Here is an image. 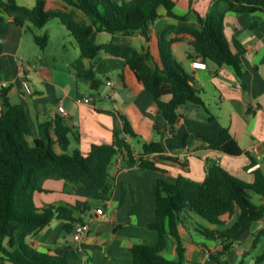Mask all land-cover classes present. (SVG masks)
I'll return each instance as SVG.
<instances>
[{
	"label": "crops",
	"instance_id": "crops-1",
	"mask_svg": "<svg viewBox=\"0 0 264 264\" xmlns=\"http://www.w3.org/2000/svg\"><path fill=\"white\" fill-rule=\"evenodd\" d=\"M44 1L48 11L63 8L60 0ZM16 2L27 8L36 5V0ZM215 2L194 0L190 6L188 1L182 0L175 6L174 13L188 16L189 22L196 25V14L206 16ZM219 8L225 14V34L232 49L235 41L244 49V77L239 78L230 67H219L194 55L190 57L187 44L178 46L174 54L201 91L205 108L184 107L174 126L157 112L152 94L138 83L122 59L104 52L97 57L95 72L102 85L93 90L91 82L82 77V73L90 69L91 62L81 56L78 43L59 20L38 29L29 22L18 26L13 15L4 13L0 20V115L3 111L1 93L7 90L9 102L25 108L34 136H39L47 124L62 117L72 132L69 152L78 150L84 155L93 145H111L114 134L121 133L127 121L136 138H123L131 145L135 160L143 153V144L159 143L166 155L178 157L189 165L188 177L194 182H203L208 162H215L235 177L252 183L254 172L264 174V13L237 14L228 11L225 2H220ZM176 23L161 8L154 29L158 32ZM45 34L49 41L41 50L35 37ZM112 38L101 32L96 40L98 44H106ZM117 38L139 51L147 47L139 34ZM200 60L205 62L206 69L193 68L192 64ZM110 81L112 85L108 84ZM24 83L30 85V94L26 93ZM80 98H90L91 102L78 103ZM60 106L66 115L59 113ZM224 129L230 131L242 150L240 156L212 151L202 140ZM56 150L60 152L57 146ZM178 174L179 171L161 174L144 170L127 157L118 155L110 167L112 193L105 203L96 199V192L63 180L44 178L40 187L46 192L35 195L36 206L71 207L85 202L90 211L84 214L75 211L74 216L88 225L89 231L82 234L78 243L74 234L64 231V221L53 220L45 229L29 237L28 245L41 253L58 256L74 250L79 259L69 264H133L134 245L154 247L159 240V234L149 227L156 221L155 185L160 178L172 181ZM100 208L104 211L102 216L96 213ZM223 221L226 226L233 223L226 217ZM262 230L264 218L253 223L234 243L227 255L230 264L239 261L243 264L242 259L248 254H252L255 262L264 251V237L254 245L256 235ZM179 233L185 249L183 264H212L209 253L220 248L216 242L195 232L191 221L180 226ZM164 257L172 262L180 260L176 242L171 237Z\"/></svg>",
	"mask_w": 264,
	"mask_h": 264
},
{
	"label": "trees",
	"instance_id": "trees-1",
	"mask_svg": "<svg viewBox=\"0 0 264 264\" xmlns=\"http://www.w3.org/2000/svg\"><path fill=\"white\" fill-rule=\"evenodd\" d=\"M63 8L48 11L44 0H36L33 8L20 6L16 0H0V20L8 13L18 26L25 22L38 29L59 20L79 45L81 56L91 62L82 77L98 90L102 82L95 72V60L102 53L122 59L134 73L138 83L154 98V107L170 125L180 117L179 111L191 105L205 108L202 93L194 79L177 60L174 51L187 44L190 57L197 56L219 67H230L239 78L244 77L242 54L244 49L234 42L232 49L225 34V14L219 3L225 2L228 11L237 14L264 13V0H216L206 16L197 15L196 25L188 16H177L175 6L182 0H60ZM190 6L194 0H186ZM177 21L160 31L154 25L160 19V9ZM113 36L106 44H98V33ZM139 33L147 47L140 51L117 36ZM48 35L36 36L35 42L44 50ZM3 90V111L0 115V264H69L79 254L68 251L64 256L41 253L28 245V238L36 235L53 220L64 221V231L77 232L82 220L75 211H90L85 202L64 207L48 205L38 208L34 197L46 192L40 187L44 178L58 179L97 193L103 203L110 200L112 161L123 155L144 170L180 174L170 181L158 179L155 188L156 221L150 229L159 234L156 246L137 244L132 248L133 264H183L185 249L179 227L191 221L195 232L219 249L209 253L212 264H230L227 255L232 246L253 223L264 218V174L254 172V181L248 183L230 174L215 162H208L207 176L201 183L189 177V165L180 158L164 153L159 143H145L143 153L134 159L131 145L124 136L136 138L131 125L125 121L121 133L114 134L111 145L96 144L88 154L78 150L69 152L71 129L62 117L47 124L39 136H34L22 105H12ZM52 135H51V132ZM207 147L215 152L238 157L242 150L228 129L214 137H203ZM56 146L60 152L56 150ZM233 221L226 226L223 218ZM201 220L208 226L200 224ZM174 239L180 260L172 262L164 257L168 238ZM264 237V230L256 235V246ZM254 264H264V251Z\"/></svg>",
	"mask_w": 264,
	"mask_h": 264
},
{
	"label": "built area",
	"instance_id": "built-area-1",
	"mask_svg": "<svg viewBox=\"0 0 264 264\" xmlns=\"http://www.w3.org/2000/svg\"><path fill=\"white\" fill-rule=\"evenodd\" d=\"M192 66L194 69H200V70L206 69L205 62H203L201 60L194 62L192 64ZM108 84L112 85V82L110 81V82H108ZM237 88H240V86L238 85ZM24 89H25L26 93H28V94L31 93V87L28 83H24ZM77 102L89 104L91 102V99L90 98H80L77 100ZM59 113L66 115V111L63 108V106L59 107ZM96 213H97V215H100V216L104 215L103 208L98 209L96 211ZM77 227H78V230H77V232L74 233V239L76 242L79 243L82 240V234H86L89 231V227H88V225H84V224H78Z\"/></svg>",
	"mask_w": 264,
	"mask_h": 264
},
{
	"label": "rangeland",
	"instance_id": "rangeland-1",
	"mask_svg": "<svg viewBox=\"0 0 264 264\" xmlns=\"http://www.w3.org/2000/svg\"><path fill=\"white\" fill-rule=\"evenodd\" d=\"M136 34H139V33H136ZM135 35V34H134ZM140 35V34H139ZM133 36V35H132ZM141 36V35H140ZM135 39H133V41H134ZM134 43H135V41H134ZM136 44H137V40H136ZM139 44H137V46H138ZM35 205H36V203H35ZM242 261H244V263L243 264H253L254 263V258H253V256H252V254H248V255H246V256H244L243 257V259H242ZM240 263V261L239 262H237L236 264H239Z\"/></svg>",
	"mask_w": 264,
	"mask_h": 264
}]
</instances>
